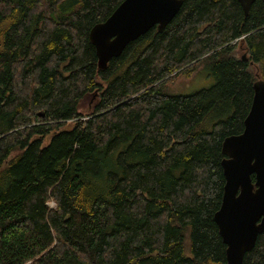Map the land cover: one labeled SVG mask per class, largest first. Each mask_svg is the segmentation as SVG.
Returning <instances> with one entry per match:
<instances>
[{"label": "trees", "instance_id": "obj_1", "mask_svg": "<svg viewBox=\"0 0 264 264\" xmlns=\"http://www.w3.org/2000/svg\"><path fill=\"white\" fill-rule=\"evenodd\" d=\"M122 1L0 0V264L226 263L221 146L264 82V0H183L101 69L88 33ZM201 67L212 86L168 91Z\"/></svg>", "mask_w": 264, "mask_h": 264}, {"label": "water", "instance_id": "obj_2", "mask_svg": "<svg viewBox=\"0 0 264 264\" xmlns=\"http://www.w3.org/2000/svg\"><path fill=\"white\" fill-rule=\"evenodd\" d=\"M255 1L238 0L244 16ZM182 4L183 0H123L104 22L94 25L88 33L98 67L105 68L152 28L161 33ZM221 153L225 183L213 221L226 247L225 264H243L245 254L264 233V82L254 83L243 131L227 137Z\"/></svg>", "mask_w": 264, "mask_h": 264}, {"label": "rangeland", "instance_id": "obj_3", "mask_svg": "<svg viewBox=\"0 0 264 264\" xmlns=\"http://www.w3.org/2000/svg\"><path fill=\"white\" fill-rule=\"evenodd\" d=\"M215 78L210 75L209 70L205 67L199 68L195 75L189 80L184 78H179L174 82V84L168 85L167 89L170 93L179 94V95H190L201 89L209 88L214 84ZM97 103V97L91 95L85 97L80 103V112L88 113ZM210 121L208 123L211 126L216 122L218 117L212 115L210 116ZM50 207L54 208L53 203H49Z\"/></svg>", "mask_w": 264, "mask_h": 264}, {"label": "built area", "instance_id": "obj_4", "mask_svg": "<svg viewBox=\"0 0 264 264\" xmlns=\"http://www.w3.org/2000/svg\"><path fill=\"white\" fill-rule=\"evenodd\" d=\"M235 43H236V41L234 43H232V44H235Z\"/></svg>", "mask_w": 264, "mask_h": 264}]
</instances>
